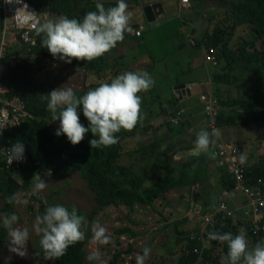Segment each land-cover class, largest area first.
Returning <instances> with one entry per match:
<instances>
[{
    "label": "trees",
    "instance_id": "trees-1",
    "mask_svg": "<svg viewBox=\"0 0 264 264\" xmlns=\"http://www.w3.org/2000/svg\"><path fill=\"white\" fill-rule=\"evenodd\" d=\"M28 1L36 6L42 13L44 12L42 8L44 2V8L50 10L52 15L57 17L67 16L77 19H82L87 11L95 10V3L97 2L94 0H68L70 9L65 13L68 5L67 0H64V7L61 0ZM219 1L224 6V12L226 11L225 6H229L228 20L231 30L226 29L225 24L221 22L222 18L217 19L218 16L215 15L210 17L201 15V18L211 23L209 30L205 31L203 41L205 45L204 49L213 47L219 50L216 53L218 55L219 52V56H217L219 69H215V71L211 72L209 75L210 81L212 82V92L223 107L222 113L217 118L216 124L219 129L228 128L230 130H242L250 125H256V127H252V129L256 131L261 127L262 123H264V0ZM101 3H103L106 8L115 6L116 4ZM216 21H218L217 26H213ZM133 27L131 28L134 29ZM236 29H243V36H233V31ZM40 37L41 36H37V45L32 50V55H34V53H42L45 57H48L49 51L46 47H42ZM126 37H129L128 32L125 33V38ZM125 38L122 42H118L115 48L124 44L126 42ZM39 41L40 45L38 44ZM242 42H244L243 45L239 46ZM259 43H261L262 49H256L255 45ZM20 53H23L20 48H12L7 52L5 59L0 60L2 66L0 71V85L3 86L5 90L6 98L13 99L18 97L21 99L24 104V111L31 117L26 119L23 123H19L10 130H7L4 133V137L13 144L17 141L23 143L25 151L29 149L31 155L29 156L27 152V156L28 162L32 164V167L42 164L39 169L43 171H45L47 167L52 170L56 168L55 175L59 177L67 176L73 171H79V176L86 190H88L96 200L93 212L94 215H97V218L92 219L93 215H91V224L94 221L101 223L107 219H111L108 214L109 210H117L120 216L121 213L126 214L127 209L129 212V219H132L131 213L134 211L135 205H140L142 207L152 206L155 200L161 197L164 198L165 194L167 195L168 192L176 187H193L194 184L199 182V162L201 157H193L194 160L189 164L185 162H182V165L175 163L173 155L176 152V147L173 148V146L169 144L164 148V144L161 140L156 141L155 139H151L150 128H142V122L138 123L132 131L121 130L117 133L116 135L119 137L117 144L110 147H101L100 149H92L90 147L89 141L93 139L94 136L74 146L66 135L57 136L55 134L58 128L50 126L51 122H53L52 116L47 110V102L42 99V96L63 86L73 88L76 96L80 97L89 89L95 88L101 83L110 82V80L106 78L107 71H113V77L122 72L112 70L114 65L111 64L108 53L93 61H79L73 59L71 63H66V65L70 66L68 72L71 71V73L69 75L67 73L62 77V74L59 76L53 75V78L47 75L46 77L43 76L45 79L38 76L40 73L38 72L37 74L34 66H30V63L33 61L32 57L24 58V55H14ZM25 54L28 53L25 51ZM10 55H14L13 58H10ZM51 57L53 56L51 55ZM56 59L59 60L58 58ZM85 62L87 66L84 68L86 71L84 77L87 76L86 80L89 81L87 73H90V75L98 79V82L90 86L87 90H77L74 85V79H76V70L78 68L74 66L77 65V63L83 64ZM113 63L115 64L116 62L114 61ZM248 67L252 71V74H255L252 76L254 79L249 77L248 83H243L239 81L236 75L242 69ZM220 84L230 87L235 86L237 94L231 97L229 94L225 95L222 92L218 93ZM243 86L246 90H242ZM216 93L219 95L217 96ZM172 103L174 105V102ZM170 110L166 108L161 111L167 116ZM81 112L82 105L78 108L79 116ZM168 116L169 119H171L175 117V114L171 111ZM143 117L144 111L141 113V120H143ZM237 146L239 147V144ZM182 150L183 148L181 151ZM122 156H128L129 159H132L131 163L125 166L118 164V160ZM71 161H74V169L70 168ZM136 162L141 165L137 166ZM245 162L243 165L249 178L264 177V157L258 160L251 154L249 158H245ZM0 169H2L0 173L5 174V177L11 175L7 162L3 161L1 158ZM157 172H160L161 175L153 183L147 185L148 179H151L152 175H155ZM5 181L8 183V180ZM233 186L234 182L232 180H226L219 190L210 197V203L216 204L217 206L222 200V198L219 200V197L222 195V190L226 189L230 192ZM2 198H6L5 200H7V196H3ZM68 209L69 211L72 210V208ZM3 211L8 215L10 211L7 205L4 207ZM77 214L85 218V224L87 220L86 214L80 211H77ZM202 215H207V213H202ZM140 219L142 220V218ZM214 221L215 223L208 229L209 232L216 230L222 233L230 232L236 235L235 228L239 226L242 231L246 232L247 239L251 240L253 244L256 243V241L248 235L246 223L233 222L231 219L223 220L222 217H216ZM132 222H130L128 226L123 222L115 232V236L121 237L128 234L136 236L138 231L133 227L137 222L134 220ZM171 227L177 229L178 224L168 221L163 227L159 228L160 232H156L150 240L151 242H148V245H144L143 248L148 247L155 251L163 242V233ZM197 231L198 229H196L195 226V229L191 231H179L177 233V236L180 238L186 236L189 243L187 247L188 251L179 258L177 264H196L198 261H201L203 264H212L211 260H213L214 254L210 252L209 249H203L201 243L193 242L189 239V236ZM7 236V229L0 227L1 246L7 241ZM209 242L211 244L212 241L209 240ZM131 243L132 242L128 243L126 250L119 248L118 252L113 256L112 264L122 263L131 255L136 257V248H134ZM118 245L120 247L123 246L121 242H118ZM72 247L73 248H68L67 251L69 252H66L59 260L52 261V264H85L87 254L84 242H78L72 245ZM143 248L138 250L141 254H143ZM195 251H199L200 253L196 254ZM226 254L227 246L226 250H224L225 257ZM0 264L7 263L0 260ZM134 264H136V260Z\"/></svg>",
    "mask_w": 264,
    "mask_h": 264
},
{
    "label": "clouds",
    "instance_id": "clouds-1",
    "mask_svg": "<svg viewBox=\"0 0 264 264\" xmlns=\"http://www.w3.org/2000/svg\"><path fill=\"white\" fill-rule=\"evenodd\" d=\"M4 7L2 0L3 31L0 48L5 31ZM131 15L126 0H116L115 6L107 8L97 0L95 10L87 11L82 19L60 16L45 19L33 26L36 35L42 37V47H46L54 58L65 63H71L73 59L93 61L114 49L118 42H122L126 32L133 31L130 27ZM10 34L9 31L6 41L10 46L6 49V54L16 44L23 53L26 51L32 55V49L28 51L29 47L23 44L19 34H12V38ZM154 84V79L147 71H126L112 78L110 82L89 89L80 97L76 96L73 88L62 86L43 95L42 99L47 102V110L51 113L52 121L60 122L55 133L57 136L66 135L75 146L83 141L85 134L90 131L94 136L89 141L90 147L100 149L117 144L119 137L116 134L121 130L132 131L137 126L141 119L142 105V97L139 93L149 91ZM81 105L83 115L89 121L88 127L80 121L78 108ZM218 137L219 130L209 131L207 128H202L196 133L192 152L210 154ZM24 153H26L24 144L17 141L6 151L8 163L23 162ZM240 162H245L243 155L240 157ZM31 173L32 164L23 174L10 172L14 178H26ZM47 186L45 180L40 179L34 184L32 194H37ZM7 203L27 204L28 200L22 199L19 193H14L7 198ZM18 220L19 217L13 213L3 218L2 224L8 231L6 240L10 237L9 251L24 257L27 254L26 244L30 232L27 227L21 228L24 224L16 226ZM84 221L85 218L77 214L75 207L69 211L66 206L60 204L48 206L43 214L37 215L32 231L39 237L45 260H59L70 246L83 241L85 233L81 229ZM91 233L93 244L106 246L111 243L112 238L108 234V229L99 222L94 221L91 224ZM207 239L227 246L225 264H264V239L249 247L246 232L241 231L233 235L230 232L222 233L216 230L210 231ZM142 253L136 255V264H145L151 249L144 247ZM88 260L95 261L96 264H104L102 253L98 249L90 253Z\"/></svg>",
    "mask_w": 264,
    "mask_h": 264
},
{
    "label": "rangeland",
    "instance_id": "rangeland-1",
    "mask_svg": "<svg viewBox=\"0 0 264 264\" xmlns=\"http://www.w3.org/2000/svg\"><path fill=\"white\" fill-rule=\"evenodd\" d=\"M199 1L203 4L210 2V0H190V2H192L193 4H198ZM225 8L226 11L224 12L222 7L220 13L222 18L221 22L225 24L227 30H231V26H229L230 22L228 20L229 6H225ZM188 12L189 15L193 17L192 20L197 24L199 29H201V26H203V23L201 22L203 21L201 15L205 17L211 16L209 13H207L203 8L199 6H196L193 9L188 10ZM40 14L43 16L44 12L43 13L40 12ZM168 15L170 19L174 17H176L177 19L174 18L173 23H164L165 20H163L162 21L163 23L158 24V26H153V27L144 26V31L142 33L143 34L142 43L140 46L141 51L144 52L145 54H149L156 61L162 60V62H157V66H156V73H155L156 77L154 78L156 85H161V83L164 84L172 83L174 85L175 83L187 82L192 77H195V75L197 74H199V78L202 77L201 70H198L197 72L194 70V66L199 61V58L195 60L199 55L197 56L194 54L198 52L199 50L198 47L205 46L203 44L205 34L204 36L200 34L198 35L194 34L193 36L181 34L180 36H177L178 28L180 26H176V22L186 21L188 19V15L186 13H181V16H178V13L177 14L175 13L173 17V14L170 11H168ZM47 18H58V17L53 15H47L46 19ZM168 19L169 18L166 16V20ZM217 24L218 21H216L213 24V26H217ZM138 27L139 26H134L133 28L137 29ZM234 35L239 36V33H235ZM41 39L42 37H40V41ZM40 41L38 43L39 45H40ZM133 43H134L133 41L127 40L124 44L120 45L118 48H115L112 51L108 52V57L110 58V62L111 64L114 65L112 70L116 72H120L126 69V67L129 65L131 61L133 49L134 50L138 49L136 44ZM243 43L244 42L240 43L239 46H242ZM255 47L256 49H262L261 43L255 45ZM217 51L219 50L217 49L216 53ZM23 54L25 58L32 57L33 61L32 63H30V66H34L37 74L38 72L41 74V75L38 74V76H40L43 79H45L44 77H46L47 75L53 78V75L59 76L62 74L61 75L62 77L66 73L68 75L71 73V71L68 72L70 70L69 69L70 66L66 65L65 62L57 60L54 57H51L50 52L48 57H45L42 53H34V55L20 53L14 55L22 56ZM204 54H205V50L203 51L202 55L204 56ZM14 55H10V58H13ZM202 55H201V59H202ZM217 56H219V52ZM114 61L116 62L115 64L113 63ZM123 62H124V66L122 64ZM86 66H87L86 62L83 64L77 63V65L74 66L75 68H78L76 70V79H74V85L76 86L77 90L80 89L87 90L90 86H93L98 82V79L93 75H90V73H87L89 81L86 80L87 76L84 77L86 72L84 68H86ZM113 73L114 72L111 70L109 72L107 71L106 73L107 80L111 81L113 77ZM253 75L255 74H252V71L248 67L246 69H242L236 76L238 77L239 81L243 83H248L249 77L251 79H254V77H252ZM175 86L176 85L173 86V90ZM1 87L3 89V86ZM201 87L202 86H198L195 93H197L198 90H201ZM216 94L217 96L219 95L218 93ZM172 113L174 112L172 111ZM175 118L176 117H173L171 119H175ZM80 121L85 127L89 126V121L84 117L83 111L80 113ZM181 122L182 121L178 119V124H180ZM59 124H60L59 121H57L56 128H59ZM168 124H171L174 127L178 125L172 123L170 119L168 121ZM167 129L170 130V127H168ZM91 136H93V134L89 131L88 133L85 134V138L83 140H86ZM249 136H253V140L247 136L241 141H236L235 143L237 145L239 144L241 153L247 155V151H248L249 153H253V155L258 160H260L261 158L264 157V123H262L261 127H259L256 131L252 130L249 133ZM177 141L179 142V145L178 147L175 148L176 152L173 155L175 157H179L181 153L185 152V151H181L185 141L182 138H178ZM26 150H27L26 153L28 152L30 156L31 154L29 149ZM193 156L195 155H189V156L188 154L186 156L182 155V158L174 162L182 165V162H184L183 157L184 158L188 157V159H190L191 161ZM118 162H119L118 164L123 166L128 164L125 157L123 156L118 160ZM136 164L137 166L141 165L138 164V162H136ZM41 165L42 164L33 166L32 173L30 174V176L26 178L24 177L14 178L12 175H8V177H5L4 176L5 174L0 173V227H3L2 220L5 216H7V213L3 211L6 205L10 211L9 215L15 213L19 217L16 226L27 224L30 227V237H29V241L26 244V252H27L26 256L21 257L9 251L10 237H8V240L6 241L7 243L6 242L3 243L2 246L0 245V258H2L0 260L7 262L9 264H52L53 260H45L44 252L39 243V237L32 231V225L35 221L36 216L43 214L48 206L60 204L66 206L67 208L75 207L77 211L85 213L87 216L86 217L87 220L86 223L83 224L81 229L85 233V239L83 240L84 246H86L85 251L87 254L85 264H96L95 261H89L88 256L90 255V253L96 251L97 249L102 253V260L104 261V264H112L114 254L118 252L119 248L126 250L127 245L130 242H132L131 244L134 246V248H136V254L138 253L141 254L140 251L138 250L143 248L144 245H148V242H151L150 240L153 238V235L156 232H160L159 228L163 227L168 221L171 220V217L164 216L166 212L165 209L166 208L174 209L175 208L174 202L175 201L179 202L178 199H180L175 193H170V198L165 194L164 198L161 197L155 200L152 206L142 207L140 205H135V209L131 213L132 219H129L130 217L127 209H126V214L121 213L120 216L117 210L114 211L109 210L108 214L110 215L111 219L109 220L107 219L106 221H103L100 224L108 229V234L111 236L112 242L106 246L95 245L91 242L92 233H91L90 216L93 215L92 219L97 218V215H94L93 212V208H94V204H96V200L93 198L92 194L88 190H86L84 183L81 177L79 176L80 175L79 171L78 170L73 171L67 176L59 177L55 175V170H57L56 168H53L52 170L49 167H47L45 171H43L39 169ZM70 168L74 169V161H71ZM0 171H2V169H0ZM160 175H161L160 172H157L155 175H152V178L148 179L147 185L153 183ZM35 177L36 179L32 182V179ZM40 179L45 180L48 186L46 189L33 195L32 187ZM5 180H8V183H6ZM199 191L201 192V190ZM14 193H19L22 199L28 200V203L27 204L14 203L13 205L7 203V200H5L6 198H2L3 196H7L8 198ZM199 216H202V214H196L194 219H192L195 225H197V222L199 221L198 218ZM140 218H142V220ZM179 218L180 216L178 215L176 217L172 215L173 220H178ZM133 220L138 224V225L137 224L134 225L133 227L138 231V234L136 236H131L130 234L123 235L121 237L115 236V232L118 230V227L123 222L128 226V224H130V222H132ZM183 224L181 225V227L183 226ZM172 227L169 228L166 232H164L165 241L163 242V245H160L155 251L151 250L150 256L146 259L145 264H177L179 258L183 254H186V251H188L187 247L189 244L186 236L183 239H181L180 237L177 236V233L179 231L177 229H173ZM240 232L241 229L239 226L235 228L236 235L239 234ZM248 241H249V247L254 245L251 240ZM118 242H121L123 246L120 247L118 245ZM69 248H73V247L70 246ZM220 254L221 252L213 256L214 258L213 260H211L212 264H217L216 259L219 257ZM134 263H135V256L131 255L130 257L128 256L124 262L115 263V264H134ZM196 264H203V263L201 261H198Z\"/></svg>",
    "mask_w": 264,
    "mask_h": 264
},
{
    "label": "crops",
    "instance_id": "crops-1",
    "mask_svg": "<svg viewBox=\"0 0 264 264\" xmlns=\"http://www.w3.org/2000/svg\"><path fill=\"white\" fill-rule=\"evenodd\" d=\"M100 2L116 3V0H100ZM61 3L64 7V0H61ZM67 3L68 5L65 13H67L70 9V5H69L70 3L68 2V0ZM126 3L128 4V11L132 14L130 20V27L133 26H139V27L137 29H133L132 32L128 33L129 37H126L125 41L127 40L133 41L138 46L137 47L138 49L136 50L133 49L132 58L129 65L126 67L125 70L121 72L123 73L126 71H147L153 79L156 77L155 73H156L157 62H162V60L156 61L149 54H145L140 49L144 26L150 27V25H148L147 22L145 21L142 7L146 5L158 4V6H160L159 8L162 10V14L159 15L160 16L159 19L165 18L164 23H173L174 18L177 19L176 17H174L175 13L176 14L178 13V16H181V13H186L188 15V19L186 21L176 22V26H180L178 28L177 36H180L181 34L192 35V36L194 34L196 35L200 34L204 36L205 31L209 30L211 26L210 21L202 18L203 21L201 22L203 23V26H201V29H199L197 24L192 20L193 17L189 15L188 10L193 9L196 6H199L203 8L211 16L215 15L218 16L217 19H220L221 10L222 7H224L219 0H210L209 3H204V4L201 3L200 1L198 4H193L189 0V5L187 7H183L180 3V0H126ZM1 7H2V0H0V42L3 31V14ZM42 8L44 10V14H43V21H44L47 15H52V14L50 10H46V8H44V2ZM168 11H170L173 14L174 18L170 19L168 15ZM166 16L169 18L168 20H166ZM138 29L141 32L140 37H136L134 35L135 31H137ZM235 33H239V36H242L243 29L234 30L233 36H235L234 35ZM13 48L16 49L18 48V46L15 44ZM198 48H199L198 52L197 53L194 52L195 53L194 55L197 56L199 55L195 59L197 60L199 58V61L194 66V70L196 72L198 70H201L202 77L199 78V74H197L195 75L196 78L192 77L187 82L175 83L174 85L177 86L180 84H187L190 82L207 81V83L200 85L202 86L201 90H198L197 93H195L196 89L198 88L197 86L195 88H192L190 97L187 95L183 97L181 94H177L173 90L174 85L172 83H167V84L161 83V85H156L155 82L154 86L149 91L139 93V95L142 97L141 113L144 111L143 120L140 119V122H142L141 125L142 128L145 127L150 128V135L152 136L151 139H155L156 141L161 140L164 144V148H166L169 144H171L173 148L178 147L179 142L177 140L178 138H182L185 141L182 150L185 151L184 153L189 152L194 147L196 133L202 128H206L203 107L202 104L199 102L198 97L200 94L208 93L210 91L212 92L211 89L212 82L210 81L209 75L211 72L215 71L213 69H210L207 65H205V61H204L205 54L204 56L202 55L203 51L205 50L204 47H198ZM201 55H202V59H201ZM122 64L124 66V62ZM217 69H219V66ZM242 90H246V88L243 86ZM220 92L224 93L225 95L229 94L231 95V97H233L234 95L237 94V89L235 88V86L230 87L224 84H220L218 93ZM144 101H145V108H144ZM172 102H174V105ZM166 108H169V110L171 109L168 115L171 113V111H173L175 117H177L178 112L180 111L184 112L183 115L177 117L182 121L180 124L177 125L178 119L176 120L177 123L172 122L175 125H177L176 127L172 126L171 124H168L169 116L168 115L165 116L162 113L161 110ZM170 120L172 121V119ZM253 126L256 127V125H250L246 129L243 128L242 130H238V129L230 130L228 128H220L219 129L220 139L219 138L217 139V142L213 147H216L217 144L220 142V140L226 143H235L236 141H241L247 136L253 140V136H249V133L252 130H255L252 129ZM168 127H170V130L167 129ZM211 153H213L212 149H211ZM211 153L198 154V156L201 157V160L199 162L200 179L198 183L194 184L193 187L190 186L176 187L175 189L167 193V196L169 198H170V193H175L180 198L178 199L179 202L174 200L175 208L174 209L166 208L165 209L166 212L164 214V216L166 217H171L170 220L171 223L178 224L177 229L180 232L191 231L195 229L194 221L192 219H194L196 214L209 213L212 212L214 209H216V204L210 203V197H212L214 193L219 190L221 185L225 183L226 180H229V176L225 167L219 165L217 157L215 156V154L213 155ZM251 154L253 153H249L248 151H247V155L241 153V155H243L245 158L246 157L249 158ZM186 155L187 154H185L184 156ZM124 157L126 161H128V164H130L132 159H129L128 156L127 157L124 156ZM193 157L196 158L195 156ZM193 157L191 161L190 159H188V157L185 158L183 157V161L185 163H190L194 160ZM180 158H182V156L180 157L173 156L174 161L179 160ZM35 179L36 177L32 179V182ZM199 190H201V192ZM224 193H227V195H224ZM220 198H222L223 201L227 202L229 208L232 210L238 208L243 202V199L239 194L233 191L229 192L226 189L222 190V195L219 197V200ZM172 215H174V217L178 215L180 216V218L178 220H173ZM182 224L183 226L181 227ZM24 227H27L30 232V227L27 224H24L21 228ZM184 237H182L181 239H183ZM162 238L164 242L165 233H163ZM163 242L161 245H163ZM202 247L203 249L204 248L209 249V251L212 252L214 255L221 252V254L216 259V261L217 264H225L224 250H226V246L224 244H220L219 242L216 241H212L210 244V242L207 241L205 244L202 245Z\"/></svg>",
    "mask_w": 264,
    "mask_h": 264
},
{
    "label": "built area",
    "instance_id": "built-area-1",
    "mask_svg": "<svg viewBox=\"0 0 264 264\" xmlns=\"http://www.w3.org/2000/svg\"><path fill=\"white\" fill-rule=\"evenodd\" d=\"M3 1L5 4V31L0 48V60L5 59L6 49L10 46V43L7 44L6 41L9 31L11 32V38L12 34H19L21 41L29 47L28 51L30 52L37 45V35L33 25L37 22H43V16L38 8L27 0ZM180 3L183 7L189 5L188 0H180ZM29 13L36 14V16H32ZM139 29L134 33L136 37L141 36ZM13 38H15L14 35ZM204 61L205 65L211 69L215 70L218 68L219 61L215 48L209 47L205 49ZM1 69L2 66L0 64V71ZM198 99L203 107L206 128L209 131L213 129L219 130L216 122L223 110L221 102L211 91L200 94ZM183 114L184 112L180 111L177 113V117ZM30 117L24 111V104L21 99L18 97L13 99L6 98L5 91L0 85V157L7 162L9 171L18 175L28 171L30 167L28 157L24 153L25 159L23 162L13 161L9 164L6 151L13 143L4 137V133ZM177 117L172 119V122L177 123ZM57 121L59 120L51 122L50 126L56 127ZM212 150L218 159L219 165L225 167L229 179L234 182L232 191L239 194L243 202L238 208L232 210L227 202L220 201L212 212L198 217L197 225L194 223L198 231L192 233L189 239L202 245L209 241L207 239L208 229L215 223L216 217H222L223 220L231 219L233 222H244L247 224L248 235L253 240L257 242L264 239V177L251 179L247 176L246 169L243 163L240 162L241 150L236 144L220 141L216 147H212ZM224 195H227V193H224ZM195 253L199 254L200 252L195 251Z\"/></svg>",
    "mask_w": 264,
    "mask_h": 264
},
{
    "label": "water",
    "instance_id": "water-1",
    "mask_svg": "<svg viewBox=\"0 0 264 264\" xmlns=\"http://www.w3.org/2000/svg\"><path fill=\"white\" fill-rule=\"evenodd\" d=\"M159 7L160 6H158V4L146 5L142 7L145 21L148 25H150V27L156 26L160 22L165 20V18L159 19V15L162 14V10ZM205 83H207V81L190 82L187 84L177 85L175 86L174 91L177 94H181L183 97H185L186 95L190 97L192 88H195ZM185 154L198 156V154H194L192 150H190L188 153H181L179 157L182 155L184 156Z\"/></svg>",
    "mask_w": 264,
    "mask_h": 264
}]
</instances>
